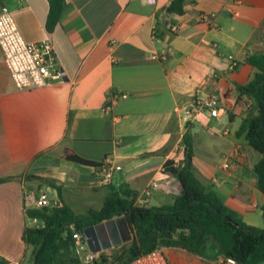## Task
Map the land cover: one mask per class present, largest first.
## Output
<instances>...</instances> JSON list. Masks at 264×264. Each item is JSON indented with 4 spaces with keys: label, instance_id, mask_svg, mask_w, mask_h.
Masks as SVG:
<instances>
[{
    "label": "crops",
    "instance_id": "0c3cea01",
    "mask_svg": "<svg viewBox=\"0 0 264 264\" xmlns=\"http://www.w3.org/2000/svg\"><path fill=\"white\" fill-rule=\"evenodd\" d=\"M167 1L62 0L48 29L49 0H0L25 40L51 42L63 69L59 80L19 89L0 50V264L29 260L21 233L33 224L25 210L34 206L23 201L26 191L44 188L71 208L87 188L110 191L126 182L136 190L135 204L170 202L180 185L162 163L179 158L184 132L196 177L242 221L264 227L253 172L260 154L237 131L254 101L235 89L253 72L246 55L264 54V0H189L180 14L164 17ZM197 12L210 16L200 21ZM113 92L126 96L103 111ZM212 95L216 115L201 109L184 120L193 99ZM65 148L95 161L112 157L120 168L97 183L93 166L64 158ZM164 253L170 264H212L204 255L222 256L211 241L201 255L178 246Z\"/></svg>",
    "mask_w": 264,
    "mask_h": 264
},
{
    "label": "trees",
    "instance_id": "16d2710c",
    "mask_svg": "<svg viewBox=\"0 0 264 264\" xmlns=\"http://www.w3.org/2000/svg\"><path fill=\"white\" fill-rule=\"evenodd\" d=\"M189 0H168L161 8L164 17L180 14ZM62 0H49L45 25L49 29L61 10ZM158 33L161 22L155 13ZM244 61L253 67L251 77L244 83H235L238 94L253 98L254 111L241 118L238 132L246 142L259 152L253 164L256 185L263 194L260 214L264 220V54L249 53ZM181 150L177 163L167 158L162 170L173 174L180 188L171 201L160 205L134 203L136 190L126 182L112 186L99 208H88L75 213L61 202L54 206L28 208V217L35 216L38 224L25 225L22 239L29 248L26 264H87L80 260L73 249L71 229L82 228L90 223L113 216L122 217L128 225L130 238L127 244L109 256L100 254L89 264H118L156 245L178 246L201 255L206 243L211 241L216 252L234 257L237 264H261L264 260V227L247 224L235 210L224 204L213 190L208 189L196 177L191 164L192 145L188 132L181 138ZM62 156L69 160L96 165L99 161L82 157L65 148Z\"/></svg>",
    "mask_w": 264,
    "mask_h": 264
},
{
    "label": "built area",
    "instance_id": "2783aa9c",
    "mask_svg": "<svg viewBox=\"0 0 264 264\" xmlns=\"http://www.w3.org/2000/svg\"><path fill=\"white\" fill-rule=\"evenodd\" d=\"M152 1V0H145ZM209 14L197 12L196 19L206 21ZM172 30L176 26L169 25ZM0 50L4 64L13 80L15 87L19 89H30L43 85L53 80H59L63 77V69L55 59L54 50L51 42L44 38L38 41H27L20 34L14 21L12 12L5 5H0ZM235 64L231 61V65ZM125 92H113L102 105V110L107 111L111 102L118 98L125 97ZM206 109L209 114L216 115L218 111L217 99L210 96L203 99H193L191 104L184 108V120L191 119L198 110ZM175 164L178 158L172 159ZM120 165L112 157L105 156L96 165L93 166L92 173L97 183H107L110 181L112 172L119 169ZM151 182L150 185H154ZM24 202H31L34 207L57 205L55 199H51L46 189L40 188L36 191L29 190L22 195ZM33 224H38L35 216L29 217ZM71 238L73 240L74 252L84 263H91L97 257V251H90L84 241H82V230L74 229L70 223ZM118 264H170L165 256L164 247L156 245L150 251L141 253L131 259ZM215 264H237L234 257L222 255Z\"/></svg>",
    "mask_w": 264,
    "mask_h": 264
},
{
    "label": "water",
    "instance_id": "95a60500",
    "mask_svg": "<svg viewBox=\"0 0 264 264\" xmlns=\"http://www.w3.org/2000/svg\"><path fill=\"white\" fill-rule=\"evenodd\" d=\"M81 240L90 251H98L118 244L122 237L116 219L109 217L84 226Z\"/></svg>",
    "mask_w": 264,
    "mask_h": 264
},
{
    "label": "rangeland",
    "instance_id": "374dc122",
    "mask_svg": "<svg viewBox=\"0 0 264 264\" xmlns=\"http://www.w3.org/2000/svg\"><path fill=\"white\" fill-rule=\"evenodd\" d=\"M108 192H109L108 189L100 188L96 192L91 191L90 193H88V188H87V190L85 191V196H79L73 199V202H71L72 204L71 208L75 213H78V214L84 213L90 207L93 209H97L101 205L103 198L106 196ZM88 201H89V205H88ZM123 231H124L123 232L124 236L122 237V240L114 246H110V247L98 250L96 252L97 257L100 254L109 256L110 253L120 249L123 245L127 244L130 238L129 228L128 229L124 228ZM204 257L212 258V264H215V262L219 261L221 256L220 255H204ZM174 264H178V263H174ZM193 264H196V263H193Z\"/></svg>",
    "mask_w": 264,
    "mask_h": 264
},
{
    "label": "flooded vegetation",
    "instance_id": "af4514ba",
    "mask_svg": "<svg viewBox=\"0 0 264 264\" xmlns=\"http://www.w3.org/2000/svg\"><path fill=\"white\" fill-rule=\"evenodd\" d=\"M118 228H119V227H118ZM123 230H124V228H123V227H120V228H119V232H120V235H121V237H123V236H124V234H123V232H124V231H123Z\"/></svg>",
    "mask_w": 264,
    "mask_h": 264
}]
</instances>
